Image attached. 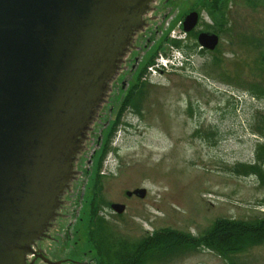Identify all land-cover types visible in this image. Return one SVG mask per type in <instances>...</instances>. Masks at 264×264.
Masks as SVG:
<instances>
[{
	"label": "rangeland",
	"instance_id": "1",
	"mask_svg": "<svg viewBox=\"0 0 264 264\" xmlns=\"http://www.w3.org/2000/svg\"><path fill=\"white\" fill-rule=\"evenodd\" d=\"M211 4L170 0L152 26L153 45L146 48L150 33L138 43L141 67L153 54L157 57L141 80L148 84L142 112L124 113L98 174L95 154L115 119L121 93L122 76L113 79L78 156L76 178L41 245L45 262L36 264H100L89 241L93 200L110 238L129 243L162 229L201 236L218 219L264 218V181L236 171L255 163L264 170V159L257 158L264 139L256 129L257 115L264 112V0H225L217 13ZM192 8L202 15L201 29L219 36L217 53H194L189 63L177 54L174 68L162 57L171 55L173 38L185 39L179 20ZM187 42L196 41L189 37ZM128 64L137 67L136 61ZM136 189H146V197L126 195ZM114 203L126 211L115 214ZM153 264H264V244L229 258L201 250Z\"/></svg>",
	"mask_w": 264,
	"mask_h": 264
},
{
	"label": "water",
	"instance_id": "2",
	"mask_svg": "<svg viewBox=\"0 0 264 264\" xmlns=\"http://www.w3.org/2000/svg\"><path fill=\"white\" fill-rule=\"evenodd\" d=\"M152 2L0 0V264L36 262L33 249L40 251L57 218L90 127ZM198 19L191 13L185 31ZM198 42L214 51L219 37L202 33ZM133 195L144 199L147 191L127 192Z\"/></svg>",
	"mask_w": 264,
	"mask_h": 264
},
{
	"label": "trees",
	"instance_id": "3",
	"mask_svg": "<svg viewBox=\"0 0 264 264\" xmlns=\"http://www.w3.org/2000/svg\"><path fill=\"white\" fill-rule=\"evenodd\" d=\"M211 5L212 12L217 13L218 1H214ZM173 45L176 48H181L180 42L175 41ZM148 66L150 65L148 64L146 69ZM137 88L136 86L134 90ZM134 95L135 93H132L131 96L126 98L122 107L123 110L120 109L119 112H116L112 125L107 128L106 133L104 132V144L101 151L95 154L98 174L101 172L107 155L112 150L111 144L124 115V109L132 107L140 114V103L144 99V92L139 91L138 95H135L136 97ZM256 129L261 138L264 139V112L257 115ZM257 158L258 162L263 161L264 144L258 147ZM236 171L244 174H256L264 181V170L259 163L253 165L242 164ZM99 176H97L98 182ZM98 205L99 203L95 200L91 202L88 222L90 223L89 241L95 249V255L100 264H153L201 250L229 258L264 244V218L254 222L218 219L201 236H194L168 228L156 231L137 243L115 241L107 233V222L103 216L99 215L100 208Z\"/></svg>",
	"mask_w": 264,
	"mask_h": 264
},
{
	"label": "flooded vegetation",
	"instance_id": "4",
	"mask_svg": "<svg viewBox=\"0 0 264 264\" xmlns=\"http://www.w3.org/2000/svg\"><path fill=\"white\" fill-rule=\"evenodd\" d=\"M169 1L170 0H153V2L151 3V5L149 7L148 12L143 17V22L144 23H143L142 29L139 30V31H137L135 33V35L133 37V42L131 43V46L129 47L128 52L126 53V55L122 59V62L120 64V66H119V71L117 73V77L120 78L122 76V78H121V86H120V92L121 93L119 94L120 95V99H119V102H118L117 112H119L120 109H122V107L124 106V102H125L126 98L129 97V96H131L132 93H135V95L137 96L139 91H143L144 92V96H145V90L148 87V84L143 83L144 81H141V80L144 79V77L148 74V69L149 68H151L153 66H156L155 65V59L157 60V57H156V54H153L150 57V59L147 62L144 63V66L141 67L140 65H142V62L140 63V56H139L140 55V47L138 46V43L141 40H143V38H145L148 33H150L151 36H150V38L149 37L147 38L148 45L146 46V48L149 46V44H152L153 45V43H154V36L151 33L152 32L151 31L152 26H153V24L155 22H157L159 20V18L161 17V12L164 11V9L167 6V4H168ZM211 1H212V4L214 3V1H218V5H219V3L221 4L225 0H211ZM191 13H198V15H199L198 23H197V25L190 32H186L185 31L184 24H185L186 18ZM167 15H168L167 13L164 14L165 17ZM180 19H181V20H179L180 21L179 22L180 29L185 34V39L183 40V42H181V45L183 43H185V45H184L185 48H182V46H181V48H176L173 45V43L175 42L174 40L176 38H173L172 39L171 45H173L174 48L179 49L183 53V55L185 57H187V61L190 62V58L192 57V55L194 53H198L199 55L213 54V53L215 54V53H217L216 49H217L218 46L216 47V49L214 51H211V50L206 49L203 46H201L199 44V42H198V39H199L200 34H202V33H212V32H209V31H206V30L201 29L202 15H201L200 11H198V9L195 10L194 8H192L188 12L182 14L180 16ZM155 32H156V34L157 33H160L159 29H156ZM212 34H215V33H212ZM189 37L195 38V41L196 42H194L193 44L187 45L188 44L187 39ZM179 40H181V39H179ZM219 40H220V38H219ZM152 45H150V46H152ZM133 55H135L134 56L135 57L134 60H133V58H131ZM131 61H136L137 67H134L133 64L132 65L131 64H128ZM148 64L150 66H148V68L146 69V66ZM124 66H127L128 67V70L130 69L129 66H132L133 69H132V71H131L130 74H129V72L126 73L128 70L126 71ZM134 78H135V80H134ZM136 86L138 88L134 90V88ZM139 88H140V90H139ZM143 101H144V99L140 103L141 108H142ZM131 109L133 110L134 113H137L135 111V109H133L132 107L131 108L130 107L125 108L123 112L125 113V112H127L128 110H131ZM141 112H142V110L140 111V113ZM75 178H76V176H75ZM93 182L95 183L96 180H94ZM69 190H70V188H68L66 190V192H69ZM96 193H97V190L95 188V193L94 194L96 195ZM133 197H137V196L133 195V196H131L129 198H133ZM117 204H120V203H117ZM44 238H46V237H44ZM44 238H42L41 240H45ZM33 250L36 253L35 256H33L34 257V260L33 261H36V262L43 261V262H45L44 254L41 253L39 250H38L39 252L35 251V249H33ZM36 262H35V264H36ZM72 262L77 263L76 261H72ZM45 264H51V263L49 261L47 263V261H46Z\"/></svg>",
	"mask_w": 264,
	"mask_h": 264
}]
</instances>
